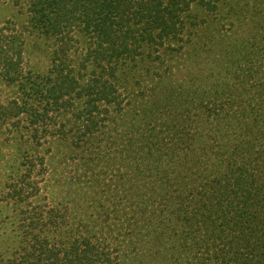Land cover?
Masks as SVG:
<instances>
[{
    "label": "rangeland",
    "instance_id": "obj_1",
    "mask_svg": "<svg viewBox=\"0 0 264 264\" xmlns=\"http://www.w3.org/2000/svg\"><path fill=\"white\" fill-rule=\"evenodd\" d=\"M241 2L253 8L236 27L237 34L215 38L199 62L188 59L186 50L170 60L184 67L178 88L158 87L143 95L134 81L150 66L136 68L130 93L121 97L122 109L110 113L114 122L104 113V121L87 127L85 120L76 124L65 113L58 123L69 127L70 136L46 138L45 162L33 158L25 163L23 156L38 152L22 146L20 157V147L0 137L5 143L0 149V264L23 244L16 227L21 205H67L70 225L98 248L95 264L254 261L243 241L247 228L232 224L244 205L242 193L221 197L231 209L224 213L214 211L208 199H219L211 188L218 178L230 189L246 170L258 173V183L264 184V4L255 14V1ZM256 16L263 18L256 28L242 23L254 24ZM25 18L12 2L0 3V24ZM41 58L36 55L34 62L44 69ZM0 90L1 103L14 92ZM218 159L223 161L220 169L205 168ZM27 168L31 183L19 198L12 184ZM218 216L229 223L224 237L217 234L222 225Z\"/></svg>",
    "mask_w": 264,
    "mask_h": 264
},
{
    "label": "trees",
    "instance_id": "obj_2",
    "mask_svg": "<svg viewBox=\"0 0 264 264\" xmlns=\"http://www.w3.org/2000/svg\"><path fill=\"white\" fill-rule=\"evenodd\" d=\"M7 1L16 5L26 18L23 23L7 19L0 24V89L14 90L10 99L0 102V137L5 136V143L18 145L20 157L22 146L38 152L36 156L31 153L23 156L25 163H33V158L40 162L47 160L43 142L49 135L58 133L69 138V127L58 123L65 113L71 114L76 124L85 120L87 127L104 121L106 117H101L104 113L108 114L107 119L115 117L110 113L122 109L121 97L130 93V76L136 68H145L144 64L149 69L143 70V77L140 73L134 81L143 95L148 96L149 90L155 92L158 87L178 88L184 67L170 60L186 50L188 59L199 62V55L209 50L215 38L237 34L236 27L253 8L244 7L242 0H0V3ZM253 1L257 14L264 0ZM262 19L256 16L254 24L249 20L242 23L246 21L248 27L256 28ZM36 55L45 59L46 68L34 62ZM147 96L144 103H148ZM3 142L0 149L5 145ZM72 145L75 149L80 146L77 142ZM222 163L218 159L205 168L218 170ZM246 172L237 175L235 186L230 189L224 179L218 178L211 188L219 193V199L213 200L210 195L208 199L213 202L214 211L224 213L231 209L223 205L221 197L226 192L233 196L242 193L244 205H239V213L235 215L238 221L232 224L247 228L243 241L254 261L249 263L246 259L244 263L264 264V184L258 183L261 182L258 173ZM28 183L31 174L27 168L18 184H12L17 197L23 198ZM67 210V205H21L16 227L23 244L4 264H95L97 246L70 225ZM225 219L220 217L222 225L217 231L223 237L229 225Z\"/></svg>",
    "mask_w": 264,
    "mask_h": 264
}]
</instances>
